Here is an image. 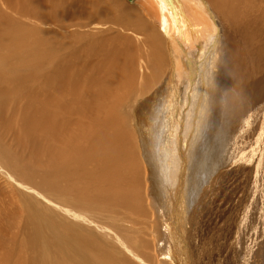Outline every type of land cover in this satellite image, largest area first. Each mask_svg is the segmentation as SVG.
<instances>
[{
  "label": "bare ground",
  "instance_id": "bare-ground-1",
  "mask_svg": "<svg viewBox=\"0 0 264 264\" xmlns=\"http://www.w3.org/2000/svg\"><path fill=\"white\" fill-rule=\"evenodd\" d=\"M126 2H138L139 7H131ZM126 2L0 0V102L4 100L20 105L19 113L13 112L9 125L11 129L16 126L17 139L20 143L28 142L34 153L27 164L42 169L43 161L39 154H43L49 168L39 185L66 203H72L71 197H74L79 200L81 209L126 207L128 212H132L131 209L137 211L141 207V195H135L131 187L140 180L141 171L146 168L147 173L156 178V190L151 196L156 210H163L158 215L161 225L167 228L165 235L161 230L163 239H167L162 254L168 260H164L168 264H192L191 235L195 237L200 233L198 238L205 237L223 228L219 227L221 223L218 221L222 210L218 196L224 192L223 188L227 187L223 196L241 189L245 194L250 180L255 175L257 177L258 172L262 177L264 174V159L261 158L264 154V129L258 132L253 147L247 146L245 127L252 125L250 112L254 110L251 109L254 104L248 107V103L246 106L240 100L242 95L238 96L245 93L250 85L251 93L264 108V92L255 94L259 90L258 81L250 74L248 66L240 65L242 58L239 57L240 47L244 49L252 44L258 38L257 32L264 28V0ZM105 10H110L112 19L127 31L138 32L136 42L144 34L140 40V45L146 46L142 53L132 42L135 39L123 34L115 39H100L88 48L82 44L80 47L74 45L77 49L68 53L66 50L71 43L66 39L71 40V32H63L56 37L38 25L39 19L61 27L47 20L62 18L66 30L74 24L67 20L76 17L93 19ZM221 20L228 25L223 27V33L234 36L231 44L230 40L229 43H224L226 40L221 42L224 36ZM10 39L13 43L8 46ZM22 39H28V51L22 49ZM223 46L228 47L225 54L222 53ZM56 47H59L60 54H57ZM80 51L85 52L84 57L78 55L82 54ZM252 82L253 85L256 82L254 87ZM229 85H233L232 91ZM37 128L52 134L58 131L63 139L60 166H55L59 175L51 170L53 160L46 149L50 145L35 135ZM136 147L144 148L146 163L139 159L138 154L137 164L130 158L126 159L125 155L137 152ZM0 154L2 161L13 170L26 173V164L22 163L21 157L1 143ZM242 160L244 163L241 164ZM240 171H245L242 178ZM229 175L235 177H232V183L237 180L231 190L226 186L231 178ZM73 187L77 194L70 191ZM65 205L69 209L73 207ZM192 206H196L194 213L189 211ZM213 206V212H217L215 220L210 214ZM24 208L28 216L23 222L25 233L20 240L13 230L18 229V222H6L10 218L5 222L0 219V264L27 263L35 252H39L36 241H40L38 248L42 253V264H98L94 257L95 246L89 244V241H95L83 235L85 229L75 224L66 226L71 222L65 219L57 221L31 202H24ZM69 209L63 208L65 211ZM189 219L194 222L193 230H190ZM200 221L206 223L205 230ZM51 224L52 227L49 226ZM71 229L76 230L78 237L69 239L80 240V255L76 263L71 260L73 250L68 247L66 235L62 232ZM29 245L31 249H27ZM226 254L219 252L214 256L218 261L228 262L230 259L226 260ZM108 256L102 264H134L127 256H119V260ZM243 257L244 264H247L249 254L245 253ZM236 260L233 261L241 263ZM210 261L211 257L206 262L202 260L201 264H211ZM262 262L264 264V253ZM29 263L33 264V260L30 259Z\"/></svg>",
  "mask_w": 264,
  "mask_h": 264
},
{
  "label": "rangeland",
  "instance_id": "rangeland-1",
  "mask_svg": "<svg viewBox=\"0 0 264 264\" xmlns=\"http://www.w3.org/2000/svg\"><path fill=\"white\" fill-rule=\"evenodd\" d=\"M124 1L126 2V0ZM126 3L131 7H136V6L139 7L138 2H134L135 4L130 3V2H126ZM109 12L111 11L105 10L103 14H101L98 17H93V19L92 17H89V18L82 17L81 19L78 17L71 18L70 20H67V21H69L70 23L73 22L74 24L73 26L68 27L66 30L63 27L65 22L62 18L57 19V20H54V19L47 20V21L56 22L59 25H61V27L56 24L50 23V22L45 23L44 21L43 23L42 22L43 20H39V19H38L39 21L38 22L36 18H32V21L35 20L34 22H38V25L40 26L42 30L44 31L49 30L56 37L58 34L60 35L63 32L64 33L71 32L72 33L71 40L66 39L67 42L71 43L69 44V47H67V50H66L68 53L77 49L75 48L74 45H79V47L84 45V47L88 48V47H91V45L94 42H99L100 39L102 40H105L108 38L112 39V37L113 39H115L114 37L120 36L122 34L131 36L132 39H135V41H132V42L135 44V46L139 47V51L142 53L144 51V48L146 47L145 45H143V47L140 45L141 43L140 40H142V37H144V34L139 36L140 39L136 42V39H137L136 35L138 32H135L134 30L133 32L129 30L127 31L126 29H124L123 26L119 25L118 22H115L112 19V17L109 15ZM112 15H113V11H112ZM145 17H148V16L145 15ZM147 19L148 21H150L149 17ZM86 20H87V23L84 22ZM90 20L92 22H89ZM220 24L222 25V29H221L222 34L224 35L221 38V42H223V40H226L224 41V43H229V40H230V44H231L234 41V36L230 37L229 33L228 34L223 33V27L226 28L228 25H225V22L222 20L220 21ZM154 26L158 28L157 23H154ZM117 31L119 34L117 33ZM257 33H258L257 35L258 38L254 40V42L252 43L253 45L248 44L244 49L243 47H240V53H239V57L242 58V62H240V65L248 66L250 69V74H252L258 81L257 89L259 90H257V93L255 92L256 95L259 94L260 91L264 92V28L260 30V32H257ZM52 39H56V38H52ZM57 39L60 40L59 37ZM10 43H13L11 42V39L8 40V46H11ZM20 43L24 51L29 50L30 44H29L28 39H22ZM53 45L56 46V43L53 42ZM57 46H58V43H57ZM70 47L71 49L72 48L73 49L71 50ZM227 48L228 47H224V46L223 48L221 47L222 53L224 52L225 54V51ZM55 50L57 51V54H60L59 47L58 48L56 47ZM80 52H82V54L79 53L78 55L79 56L82 55V57H84L85 52L83 51H80ZM146 56L147 54L144 55V58H146ZM92 59H93V55H92ZM149 62L153 63L152 61H149ZM129 66H133V64ZM254 85L252 82L251 86L254 87ZM229 88L232 91L233 85H229ZM237 93H238V90H237ZM49 94H51V92ZM239 95L240 97L242 95V98H240V100L244 102L245 105L246 103H248L247 104L248 107L251 106L250 104H254V107H252L253 105L251 106L252 107L251 109L252 110L254 109V110L251 111L252 113L250 112V115H252V117L250 116V118L254 120L250 119L252 125L250 124V126L245 127V130H246L245 139L247 138V146L253 147V142L259 135L258 132L264 129V123H263L264 122V119H263L264 108L262 109L260 107V105L262 104L261 101L256 99L255 96L251 93L250 85H249V89H246L245 93L243 92L242 94H238V96ZM244 98L246 99L248 98L247 101L246 99L243 101L242 99ZM249 98H250V101H249ZM1 101L2 102H0V137L2 138L0 139V143L3 146H5L7 149H9L13 154L19 155L21 157L19 158L21 159L22 163L26 164V173H20V172H17L18 170L17 171L13 170L11 166H9L5 161H2V159L0 158V207H1L0 213L3 214V216L0 214V217H1L0 219L2 222H5L8 218L10 219L6 222H15L16 224L18 222V229L16 228L13 230L17 234V238L19 240L24 237L25 232H23V222L28 216V211L26 212L24 208V202L28 204L31 202L32 205H34L38 210L40 211L43 210L51 214L52 216H54L55 220L60 221L61 219H65L71 222L67 224L66 226H71L72 224H75L79 226L80 228L85 229L82 232L83 235H86L88 236L90 240L97 242L95 243V242L89 241V244H92L95 246L94 247V257L98 260V264H102V262L106 261L109 258L108 255H110L111 258L115 260H119V256H122V257L127 256L130 259V261L134 264H168L169 263L167 261L168 259L164 258L165 255L162 254L163 247L166 249L165 242H167V239L164 240L163 236L161 235L162 229H163L162 231L164 235L167 232L166 226L161 225V221L159 219L160 218L159 215L163 213V210L162 209L156 210V206H154V202L151 196L152 195L151 193H153L156 190L155 189L156 178H153L152 176H150L147 173L146 168H144L141 171V174L139 176L140 180L135 182L134 185L131 187V190L135 192V195H138V194L141 195V201H140L141 207L137 211L135 209H131L132 212H128L129 209L124 206L123 207L125 209L118 207L117 209H114V210H111V209H101L100 210L98 207H92L89 209H81L82 207L78 206L79 200L74 197H71L72 203H66L64 202V200L60 198V196L55 195V193L51 192L50 190L46 191V188H42L39 185L41 184L40 180L42 179L44 173L49 168V166L45 164L44 155L38 153L39 156L42 157V161H43L42 169H37V166H35L34 164L32 166H29L27 164V162H29V158L33 156L34 153L30 150L28 142L21 141L22 144L19 142V140L17 139L18 137L16 135L17 133L16 128H15L16 126H14V128L11 129L9 125V121L11 120V118L14 117L12 115L13 112H15L16 115L19 113L20 105H14V104H18L17 102H15L14 104H9L4 100H1ZM255 106L257 109L255 108ZM246 110L247 112H249L250 108ZM254 112L256 116L254 115ZM75 115L76 114H74L72 117H74ZM114 116H121V115H114ZM109 117L110 115L107 118ZM257 117L259 118L258 119L259 121L258 120L256 121ZM100 118L103 119L105 117H100ZM55 121L58 122L59 119H56ZM17 122L18 120H16L15 124H17ZM254 122L256 123V125ZM133 133H134V136H136L139 139V142H141V138L138 135V133L135 130H133ZM35 135L40 137L43 142L48 143L50 145L49 148H46V149L49 152L50 157L53 160L51 170L54 169L52 170V172L55 175H59L60 173L56 171L55 166H60V157H61V150H62V143H63V139L61 135L59 134L58 131L55 134H52L48 132L47 130H44L41 128L36 129ZM143 150L144 148L136 147L137 152L133 154L125 155L126 159L130 158L134 164H137L138 159L136 155L138 154L139 159H143V162L146 163V158L143 155ZM0 157H1V154H0ZM261 158L264 159V154L263 156H261ZM242 163H244V160H242L241 164ZM262 165H264V161ZM243 172L245 171H240L241 178L242 176H244ZM35 176H37L38 178H36ZM230 176L231 178H229L228 181H227L228 178H226L225 181H227L226 186H228V188L231 190L237 184L235 183L237 180H235V182L232 183L231 180H232V177L234 176L229 175V177ZM254 178L255 179L258 178V179L255 181L253 180ZM254 178L250 180L248 184L249 188L248 187L246 188L247 191L245 194H243L242 189H241L240 191H237V193H232V191H230V194L228 193L223 196L227 188V187H224L223 188L224 192L221 194L222 196L221 195L218 196L219 201L221 200L222 210H223V211L222 210L219 211L220 214H219L218 221L221 223L219 227H223L224 229L223 228L220 229V231L216 232V234H211L209 236L200 237V238H198L200 236V233H198L199 235L197 234L198 236L196 235L195 237H193L190 231L191 239L193 240V244H190L191 245L190 248L192 249V251L190 249V252L191 254H194L192 258V264H197V263L201 264L202 260L203 262L204 261L206 262L210 257L212 260L210 261L211 264H213L214 262H215L214 264H216V262L217 264H219V261H220V264H224V263L225 264H235L236 262L234 261L237 258L238 259L236 261L238 263L241 262L240 264H244L245 262H244L243 256L245 253H248L250 256L248 258L247 264H263V262L261 263V261L263 260V253H264V174L262 177L261 174H259L258 172V176L256 177L255 175ZM70 191L77 194V191L74 187L71 188ZM230 195H232L233 197ZM65 204H71L73 207L69 209L67 205ZM214 206L211 207L212 212H213V209H215ZM192 207L189 210L190 213L192 212L194 213V211H196L195 210L196 206L195 208L194 206ZM63 208H66L69 210L65 211L63 210ZM234 209L236 210L234 211ZM21 210H24V211L21 212ZM144 211H146L148 214ZM214 212H216V210ZM214 212L210 214L212 215V218L215 220L216 219L215 217H217L216 215L217 212L216 213ZM190 213L188 214V216L190 215ZM210 214H208L209 217L211 216ZM190 220L191 219H189V227H190V230H193L194 222H192L193 221L192 220L191 221L192 224H190L191 223ZM199 224H201L202 226L204 225L202 229L205 230L206 223L202 221ZM57 225L59 227H63V225L60 223H57ZM221 225H224V226H221ZM49 226L52 227V224ZM0 227H2L1 223H0ZM155 229L158 232H160V234H158V232ZM62 232L66 235L65 240L67 242L68 247H70L73 250V254L71 255V260L76 263L77 257L80 255L79 254L80 240L72 241L69 239V237L71 236L78 237L76 234V230L71 229L69 232H67L66 230H63ZM63 233H61L60 238H62ZM218 234L219 236L217 237ZM215 236L217 237V239L215 238ZM206 237L209 239L211 243L208 241ZM207 241L210 244H208ZM136 243L138 244V246ZM231 244H233L234 246ZM39 245H40V241H36L35 246L39 250V252L38 253L35 252L34 255L30 257V259L33 260V264H42V253L40 249L38 248ZM221 246L222 248L219 249V247ZM229 246H230V249L234 248L233 251H231L230 249L228 250ZM29 248L31 249L32 246L29 245L27 249ZM224 251L227 252L226 260L230 259V261H228L230 263L224 260H223L224 261L223 263V261H221L220 259L218 261L216 257L214 256V255H217L219 252L225 253ZM259 253H262V255H258ZM208 254H211V255H208ZM140 255L142 256L141 258L139 257ZM203 255L205 257H203ZM135 256L136 257L138 256V257L136 258ZM259 258L261 261H258ZM30 259H28V262L24 264H31L29 263ZM164 259H167V260H164ZM231 260L232 261L234 260L233 261L234 263L233 262L231 263Z\"/></svg>",
  "mask_w": 264,
  "mask_h": 264
}]
</instances>
